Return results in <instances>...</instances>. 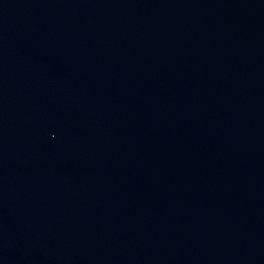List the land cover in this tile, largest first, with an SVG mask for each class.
<instances>
[{
	"label": "water",
	"instance_id": "1",
	"mask_svg": "<svg viewBox=\"0 0 264 264\" xmlns=\"http://www.w3.org/2000/svg\"><path fill=\"white\" fill-rule=\"evenodd\" d=\"M0 264H264V0H0Z\"/></svg>",
	"mask_w": 264,
	"mask_h": 264
}]
</instances>
